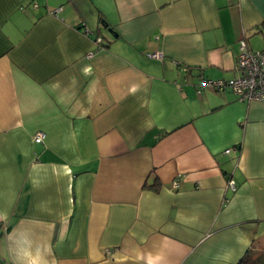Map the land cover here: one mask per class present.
I'll use <instances>...</instances> for the list:
<instances>
[{
	"label": "crops",
	"instance_id": "crops-1",
	"mask_svg": "<svg viewBox=\"0 0 264 264\" xmlns=\"http://www.w3.org/2000/svg\"><path fill=\"white\" fill-rule=\"evenodd\" d=\"M241 38L264 0H0V264H264Z\"/></svg>",
	"mask_w": 264,
	"mask_h": 264
},
{
	"label": "built area",
	"instance_id": "built-area-1",
	"mask_svg": "<svg viewBox=\"0 0 264 264\" xmlns=\"http://www.w3.org/2000/svg\"><path fill=\"white\" fill-rule=\"evenodd\" d=\"M56 14V11L53 12ZM100 42L96 40V44ZM92 56L91 53L88 57ZM150 58H162L161 53H152ZM234 70L237 75L226 81H206L205 83L215 90L230 89L240 101H264V50H252L249 48L246 40H239V53L236 56ZM44 137L43 133L34 135V142L39 143ZM232 149H226L225 153H229ZM178 179H174L172 186L176 188ZM228 187L235 190L233 180L228 181Z\"/></svg>",
	"mask_w": 264,
	"mask_h": 264
},
{
	"label": "trees",
	"instance_id": "trees-1",
	"mask_svg": "<svg viewBox=\"0 0 264 264\" xmlns=\"http://www.w3.org/2000/svg\"><path fill=\"white\" fill-rule=\"evenodd\" d=\"M156 185H153L152 187L155 188ZM237 264H254L252 262V260L250 258H248L247 256L243 257L242 259H240V261Z\"/></svg>",
	"mask_w": 264,
	"mask_h": 264
}]
</instances>
